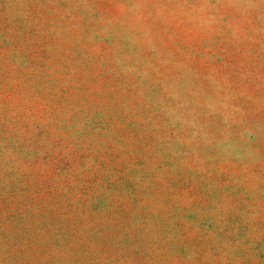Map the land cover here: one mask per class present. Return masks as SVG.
<instances>
[{
  "label": "rangeland",
  "instance_id": "1",
  "mask_svg": "<svg viewBox=\"0 0 264 264\" xmlns=\"http://www.w3.org/2000/svg\"><path fill=\"white\" fill-rule=\"evenodd\" d=\"M0 264H264V0H0Z\"/></svg>",
  "mask_w": 264,
  "mask_h": 264
}]
</instances>
